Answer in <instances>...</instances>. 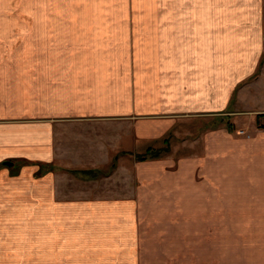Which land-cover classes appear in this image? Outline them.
Returning a JSON list of instances; mask_svg holds the SVG:
<instances>
[{
  "label": "crops",
  "instance_id": "crops-1",
  "mask_svg": "<svg viewBox=\"0 0 264 264\" xmlns=\"http://www.w3.org/2000/svg\"><path fill=\"white\" fill-rule=\"evenodd\" d=\"M194 119L198 152L138 158ZM150 245L264 264V0H0V264Z\"/></svg>",
  "mask_w": 264,
  "mask_h": 264
},
{
  "label": "rangeland",
  "instance_id": "rangeland-1",
  "mask_svg": "<svg viewBox=\"0 0 264 264\" xmlns=\"http://www.w3.org/2000/svg\"><path fill=\"white\" fill-rule=\"evenodd\" d=\"M258 103H263L262 100H259ZM229 122H231L228 119ZM221 123V122H220ZM202 123L200 119H194L192 122H188L185 124H180L179 127L177 128V131H175L174 133H171V135L168 137L167 142H163V143H159V147L156 148V150L158 151L160 157H166V156H170V155H174L175 157H182L183 155H186L188 153H196L199 151V141H200V129H201ZM186 137L187 140H183V137ZM151 154L147 155L150 156ZM112 169V168H111ZM107 170L106 172H96L99 175V178L95 179H91V178H86L84 176H78L76 177V180H80V189H81V193H87L90 195H104V194H114L117 193V191H124L122 190L120 187H117L118 185H120L121 180H119L118 183H112L111 181H108V179H105V176L107 174L112 173L111 171L113 170ZM82 173V172H81ZM197 177H199V174H197ZM116 180V179H115ZM116 180V182H117ZM85 191V192H84ZM194 237H199V235H194ZM180 236H177V244H175V247H177V252L176 254H180L184 252L183 248H184V244L183 241L182 243L180 242ZM171 246V245H170ZM156 247L153 245H150V249L146 251V256H147V262H151L150 260H152L151 264H164L165 260L164 257L167 256V250L168 249V244H166V249L167 250H161L158 253L156 251H152V250H156ZM152 249V250H151ZM183 251H180V250ZM199 249V247L197 248ZM175 250V251H176ZM164 251V252H162ZM172 251V250H170ZM173 251V252H175ZM161 252V253H160ZM181 252V253H180ZM230 253V252H227ZM226 253V255H227ZM197 254V255H196ZM193 254V260L195 261L194 264H201V257H200V252L197 251V253ZM232 254V252H231ZM154 256V258L152 259L151 257ZM227 257V256H226ZM196 258V259H195ZM177 264H189L186 260L185 257H183V259L181 260H177L176 261ZM226 262H230V261H226ZM237 262V261H235Z\"/></svg>",
  "mask_w": 264,
  "mask_h": 264
},
{
  "label": "trees",
  "instance_id": "trees-1",
  "mask_svg": "<svg viewBox=\"0 0 264 264\" xmlns=\"http://www.w3.org/2000/svg\"><path fill=\"white\" fill-rule=\"evenodd\" d=\"M228 126H229L230 129H233V124L232 123L229 122L228 123ZM164 141L167 142V139L164 140ZM149 154H151V155L150 156H147ZM138 158L140 160L155 159V158H160V155H159L158 151L156 150V148L149 147L146 150V152H144L143 154H139L138 155Z\"/></svg>",
  "mask_w": 264,
  "mask_h": 264
}]
</instances>
